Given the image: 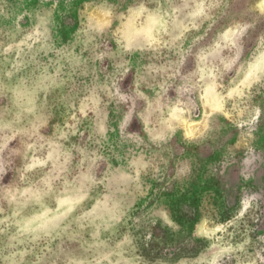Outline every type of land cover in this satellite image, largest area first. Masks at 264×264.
Returning <instances> with one entry per match:
<instances>
[{"label": "rangeland", "instance_id": "obj_1", "mask_svg": "<svg viewBox=\"0 0 264 264\" xmlns=\"http://www.w3.org/2000/svg\"><path fill=\"white\" fill-rule=\"evenodd\" d=\"M0 264H264V0H0Z\"/></svg>", "mask_w": 264, "mask_h": 264}]
</instances>
